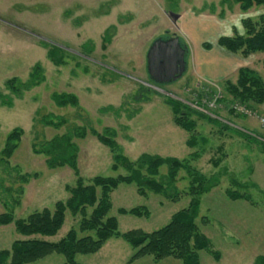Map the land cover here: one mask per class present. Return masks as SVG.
<instances>
[{"label": "rangeland", "instance_id": "rangeland-1", "mask_svg": "<svg viewBox=\"0 0 264 264\" xmlns=\"http://www.w3.org/2000/svg\"><path fill=\"white\" fill-rule=\"evenodd\" d=\"M193 14L236 20L240 32L227 27L233 34L220 37L225 38L243 35L242 23L257 22L264 16V6L242 12L238 5H222L221 0H0V98L12 101L7 107L0 100V215L10 211L15 219H26L66 202L78 181L89 186L95 177L127 176L125 167L116 165V152L93 135L106 133L117 153L142 174L143 168L136 164L142 156L188 164L170 185H166L169 167L159 168L154 180L165 186L162 193L134 183L121 184L110 193L108 217L117 220L119 234L152 233L166 226L174 214L188 207L193 178L189 173L197 171L207 180L216 179L215 186L200 197L195 221L210 242V250L198 253L199 264H256L264 259V127L257 120L264 118L263 105L243 103L255 116H238L232 110L238 101L224 90L227 81L234 84L237 78L214 83L196 76L192 59H197L199 41H185L177 25ZM174 36L188 47L187 71L175 83L154 85L146 72L148 49L155 40ZM204 44L217 46L210 37L201 41ZM51 49L60 56L58 64L48 57ZM198 50L202 51L200 46ZM245 60L246 68L263 80L264 53ZM37 65L43 82L14 97L5 83L27 82ZM63 96H73L76 106L56 105L54 98ZM214 100L212 108L208 103ZM172 102L208 115H188L186 120L195 127L186 132L174 123ZM16 129L22 131L17 148L1 164L6 138ZM78 129L83 137L76 136ZM64 135L77 150L75 169H50L43 146ZM137 208L147 211L148 217L118 213ZM79 221V216L67 213L58 234L45 240L59 241L77 229ZM18 240L23 238L13 225L0 227V251L9 250ZM134 253L122 239L112 238L96 254L75 260L78 264H183L152 257L129 263ZM32 264L66 263L63 256L51 254Z\"/></svg>", "mask_w": 264, "mask_h": 264}, {"label": "trees", "instance_id": "trees-1", "mask_svg": "<svg viewBox=\"0 0 264 264\" xmlns=\"http://www.w3.org/2000/svg\"><path fill=\"white\" fill-rule=\"evenodd\" d=\"M221 4L238 5L242 12H246L253 6H264V0H221ZM242 25L245 30L243 35L220 38L217 41V47L243 58L256 53H264V16L255 23L246 20ZM103 40L105 44L109 42L106 36ZM180 41L185 45L181 39ZM202 49L209 51L212 46L204 44ZM57 54L56 50L48 51V57L55 64H58L60 59ZM262 67L264 70V60ZM42 82V70L37 65L32 69L27 82L22 83L18 79H11L5 83V87L14 97L19 98L24 91L35 88ZM224 86L226 94L241 105L243 103L253 106L264 105L263 80L257 73L246 67L238 70L234 84L227 81ZM3 99L5 98H0L2 106H12L11 100ZM54 101L59 106H76L77 104L73 96L55 97ZM171 104H173L175 125L186 132H192L195 127L193 122L186 120L188 115L205 117L204 114L194 109L188 110L179 103L172 102ZM46 124L50 125V123ZM77 132L76 136H84L82 129H78ZM93 135L112 153L116 152L114 157L116 165H123L129 174L117 178L95 177L90 181L91 185L89 186H84L81 181H78L76 188L70 190V197L66 202H57L52 210L45 209L35 212L27 216L26 219H15L10 211L1 214L0 227L13 225L15 232L23 240L15 241L9 250L0 251V264H32L51 254L63 256L66 264H78L75 260L77 256L96 254L112 238L122 239L135 251L129 263L140 258L152 257L155 261L173 258L180 260L183 264H199L198 253L210 250V242L199 233L195 221L199 216L200 197L215 186L216 179L207 180L197 171H191L189 174H192L193 178L189 187L190 202L186 209L174 214L166 226L155 232L144 233L137 230L119 234L117 220L108 217L111 209L110 193L121 184L131 185L133 183L141 189L143 187L154 193H162L165 186L154 180V177L158 175L159 168L163 165L169 167L170 180L166 185H170L176 173L181 168L188 167V164L175 159L142 156L136 164L143 168L144 175L134 163L132 164L117 153L118 147L110 137L111 135L106 133L98 135L95 132ZM21 136L22 131L16 129L6 138L4 150L1 153V164L7 163L12 157ZM188 145L193 146L194 143L189 142ZM262 145L264 150V144ZM42 153L49 156L47 166L50 169L63 166L75 169L77 150L68 135L55 138L45 144ZM114 169L116 168L114 167ZM234 198H238V196ZM4 205L9 207L7 201ZM11 205L13 206V203ZM67 213L73 217H80L78 228L69 230L63 238L55 243L46 241L45 239L53 238L58 234L65 223ZM118 213L134 217H142V215L148 217L147 211L138 208L130 211L119 210ZM213 254L218 260V255ZM256 264H264V259H258Z\"/></svg>", "mask_w": 264, "mask_h": 264}, {"label": "crops", "instance_id": "crops-1", "mask_svg": "<svg viewBox=\"0 0 264 264\" xmlns=\"http://www.w3.org/2000/svg\"><path fill=\"white\" fill-rule=\"evenodd\" d=\"M235 21L229 17L223 18V20L221 17L214 19L213 16L208 17L205 14L188 15L178 21L177 25L180 28V35L185 38V41H199H194L199 44L196 43V49L199 53H197V59L196 57L192 59L198 78L214 83L230 78L235 80L238 70L247 66L245 58L243 59L239 55L227 53L217 46L206 51L200 45L201 41L208 39V37H210L211 41L217 42L221 36H231L233 32L230 34L227 27H230L231 30L238 29L240 32L241 29L236 28ZM237 23L239 22L237 21ZM199 46L203 52L198 50ZM261 110L264 112V105Z\"/></svg>", "mask_w": 264, "mask_h": 264}, {"label": "water", "instance_id": "water-1", "mask_svg": "<svg viewBox=\"0 0 264 264\" xmlns=\"http://www.w3.org/2000/svg\"><path fill=\"white\" fill-rule=\"evenodd\" d=\"M188 48L178 37L155 40L146 54V72L154 85L175 83L187 71Z\"/></svg>", "mask_w": 264, "mask_h": 264}, {"label": "built area", "instance_id": "built-area-1", "mask_svg": "<svg viewBox=\"0 0 264 264\" xmlns=\"http://www.w3.org/2000/svg\"><path fill=\"white\" fill-rule=\"evenodd\" d=\"M216 102H217V100H214L213 102H209L208 105L210 107H212V108H215ZM204 107L207 108L206 106H204ZM204 107H202V108H204ZM198 109L199 108H197V110ZM232 110L238 116L247 117V118L248 117H254L255 116L254 113L250 112L247 108H245L244 106H242L240 104L233 105ZM198 112H199V110H198ZM203 113H204V110H203ZM204 115H208V114H204ZM257 120L261 124V126L264 127V118L257 117Z\"/></svg>", "mask_w": 264, "mask_h": 264}]
</instances>
